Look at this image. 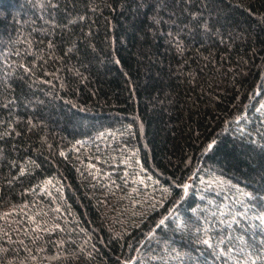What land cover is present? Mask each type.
<instances>
[{"label": "trees", "instance_id": "trees-1", "mask_svg": "<svg viewBox=\"0 0 264 264\" xmlns=\"http://www.w3.org/2000/svg\"><path fill=\"white\" fill-rule=\"evenodd\" d=\"M0 264H264V0H0Z\"/></svg>", "mask_w": 264, "mask_h": 264}, {"label": "snow or ice", "instance_id": "snow-or-ice-1", "mask_svg": "<svg viewBox=\"0 0 264 264\" xmlns=\"http://www.w3.org/2000/svg\"><path fill=\"white\" fill-rule=\"evenodd\" d=\"M212 147V145H209V148H211ZM205 243H207V241H204Z\"/></svg>", "mask_w": 264, "mask_h": 264}]
</instances>
